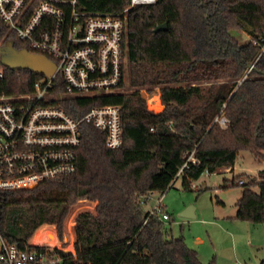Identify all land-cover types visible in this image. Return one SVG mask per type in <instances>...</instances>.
I'll use <instances>...</instances> for the list:
<instances>
[{
    "label": "trees",
    "instance_id": "obj_1",
    "mask_svg": "<svg viewBox=\"0 0 264 264\" xmlns=\"http://www.w3.org/2000/svg\"><path fill=\"white\" fill-rule=\"evenodd\" d=\"M129 2L77 0V9L121 15ZM122 18V92L73 103L81 114L118 106L122 147L107 149L104 133L82 126L75 174L32 189L0 191V233L22 250L45 251L30 244L33 234V242L42 244L39 228L51 225L62 240L71 207L87 200L96 210L76 217L75 256L52 249L62 264H203L181 237L169 236L160 216L143 212L141 200L164 194L177 179L190 191L205 171L232 170L240 152L264 163V54L242 81L259 49L235 36L259 37L264 0H156L129 8ZM163 24L167 29L154 33ZM9 42L26 50L0 22V47ZM0 71V93L6 95L31 91L38 78L5 67L1 58ZM155 88L164 106L159 113L148 111L141 95ZM68 105L60 103L71 113ZM220 113L228 120L224 129L214 123ZM239 181L235 219L264 228V169ZM229 186H236L235 179Z\"/></svg>",
    "mask_w": 264,
    "mask_h": 264
},
{
    "label": "built area",
    "instance_id": "obj_2",
    "mask_svg": "<svg viewBox=\"0 0 264 264\" xmlns=\"http://www.w3.org/2000/svg\"><path fill=\"white\" fill-rule=\"evenodd\" d=\"M129 1L122 14L131 7L156 2ZM122 14L81 12L77 0H0V22L8 33L29 53L45 57L54 66L49 77L37 75L31 91L0 93V191L32 189L75 174L84 125L104 133L107 149L122 147L118 106L93 107L81 114L82 107L73 105L77 99L122 92L126 62ZM246 40L259 53L242 81L264 54V25L258 38ZM64 102H68L71 113L60 107ZM214 123L223 129L228 126L222 113ZM204 174L210 175L207 171ZM238 184L242 185V181ZM191 188L198 189L194 183ZM152 196L144 197V202ZM161 201L162 196L149 213L166 222L170 218L162 211ZM38 247L46 249L22 250L9 244L0 233V264H62L61 257L52 252L53 246ZM71 254L74 257L75 251Z\"/></svg>",
    "mask_w": 264,
    "mask_h": 264
},
{
    "label": "rangeland",
    "instance_id": "obj_3",
    "mask_svg": "<svg viewBox=\"0 0 264 264\" xmlns=\"http://www.w3.org/2000/svg\"><path fill=\"white\" fill-rule=\"evenodd\" d=\"M235 36L242 42L246 40V36L241 33L237 32ZM0 49L1 58L4 63L15 65L21 59L17 58L7 46L0 47ZM141 95L145 100L148 111L159 113L163 110L164 106L161 103L158 88L153 89L152 92H145L142 90ZM157 103L159 107H156L155 104ZM263 169V162H258L247 152H240L235 161L232 174L225 170L212 175L203 174L198 181L194 182L195 186L198 187L197 190H183L181 188V179H178L172 188L164 192L162 201V209L164 208L168 212L170 218L169 221L164 222L168 229L169 236L172 238L181 237L185 244L189 248L195 250L197 254L200 251L201 256L203 255L201 258L204 260L200 262L203 264H207L211 260H214V264H259L261 260H264L263 240L258 241V243L261 244V248H259L258 251L256 249H251V247H244L246 243H241L235 251V245L233 243L230 245L227 237L219 227H203L202 224H195L198 223L195 219H184L179 215L190 206L194 208L198 206L203 214V218L206 220L212 217L211 211L216 207L225 208L226 212L234 210V205L243 191V189L237 185L238 177L244 181L248 177L258 176V172ZM233 179H235L236 186L230 187L229 185ZM253 191L257 192L258 190L254 189ZM159 195V193H154L150 200L146 202H144L143 199L141 200L143 212H150L151 209L155 207L156 199ZM221 204H224V206ZM95 210L96 203L87 200L77 201L71 207L64 221L62 240L56 239L57 228L55 226L45 225L39 228L40 231H42L40 240L43 243H34L33 234L30 239V244L33 246H53L56 249L62 248L68 253L74 252V245L72 244L76 242L74 234L76 217L82 212L94 214ZM212 222L214 223V220ZM253 226L257 229H264L261 225ZM261 235L262 238H264V231L261 232ZM196 237L202 238L204 242L200 244L195 239ZM255 240H258V236H255Z\"/></svg>",
    "mask_w": 264,
    "mask_h": 264
},
{
    "label": "crops",
    "instance_id": "obj_4",
    "mask_svg": "<svg viewBox=\"0 0 264 264\" xmlns=\"http://www.w3.org/2000/svg\"><path fill=\"white\" fill-rule=\"evenodd\" d=\"M227 169H229V168H227ZM225 171H226V169H225ZM233 171H234V166H233L232 170L229 169V172L231 174L233 173ZM176 181H175V183H176ZM163 195L164 194L159 195V197L157 199H159L160 196H162V201H163ZM162 201H161V209L163 207ZM221 205L224 206V204H221ZM162 211L169 216L168 212L164 208L162 209ZM211 215H212V217L210 219L206 220L205 218H203V214H202L200 208L198 206H196L194 208V216H195L194 219L198 222L195 224H197V225L202 224L203 227H207V226H213L215 228L219 227L221 229V231L223 232V234L227 237L230 245H231V243H233L235 245V251H236L237 247L240 246L241 243H246V245L244 247H246V246L248 248L251 247V249H256L257 251L259 248H261V246H260L261 244H259L258 241L263 240V242H264V238H262V235H261V232H263L264 229L263 230L257 229L252 224H248V223H244V222L236 220L235 219V215H236L235 205H234V210L229 211V212H226L225 208L216 207L215 209H213L211 211ZM212 219L214 220V223L212 222L213 221ZM255 236H258V240H255ZM195 239L200 244H202L204 242V240L200 237H196ZM202 256H201L200 251H199L198 252V258L200 261L203 262L204 260H202V258H201ZM261 261H264V260H261Z\"/></svg>",
    "mask_w": 264,
    "mask_h": 264
},
{
    "label": "water",
    "instance_id": "obj_5",
    "mask_svg": "<svg viewBox=\"0 0 264 264\" xmlns=\"http://www.w3.org/2000/svg\"><path fill=\"white\" fill-rule=\"evenodd\" d=\"M166 29H167L166 24H163V25L156 27V29L154 30V33L162 32V31H165ZM6 46L12 50V53L15 56H17V58H21V59L20 60L18 59L19 61L17 64L11 65V63H4V61L1 58V54H0L1 62L5 67L10 68L12 70L27 69L35 75H42L46 77H49L52 74L54 70V66L45 57L33 55L29 53L27 50H15L11 42L7 43ZM179 216L184 219H194L195 217L194 207L190 206L186 208L182 213H180Z\"/></svg>",
    "mask_w": 264,
    "mask_h": 264
},
{
    "label": "bare ground",
    "instance_id": "obj_6",
    "mask_svg": "<svg viewBox=\"0 0 264 264\" xmlns=\"http://www.w3.org/2000/svg\"><path fill=\"white\" fill-rule=\"evenodd\" d=\"M157 100V99H156ZM156 105V107H159V105H158V103L157 104H155Z\"/></svg>",
    "mask_w": 264,
    "mask_h": 264
}]
</instances>
